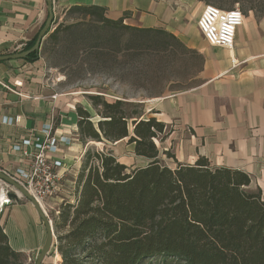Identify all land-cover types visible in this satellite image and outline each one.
Segmentation results:
<instances>
[{"label": "trees", "instance_id": "trees-1", "mask_svg": "<svg viewBox=\"0 0 264 264\" xmlns=\"http://www.w3.org/2000/svg\"><path fill=\"white\" fill-rule=\"evenodd\" d=\"M65 10L75 19L53 21L39 51L25 59L48 52L58 61L51 67L61 63L69 70L66 81L80 77L84 64L90 70L135 67L144 56L174 54V46L190 50L163 28L108 18L99 5ZM35 38L21 50L30 48ZM86 97L94 113L75 107L77 135L103 147L86 150L73 200L64 198L58 213L51 214V252L60 257L58 264H144L147 259L162 264H264V195L260 189H246V172L212 165L205 156L192 164L174 160L173 168L163 165L155 139L168 134L166 125L155 116L143 117L142 103L99 94ZM93 116L99 119L93 122ZM122 139L133 144L135 155L148 159L144 166L129 170L106 147ZM24 260L0 224V264Z\"/></svg>", "mask_w": 264, "mask_h": 264}, {"label": "crops", "instance_id": "crops-1", "mask_svg": "<svg viewBox=\"0 0 264 264\" xmlns=\"http://www.w3.org/2000/svg\"><path fill=\"white\" fill-rule=\"evenodd\" d=\"M192 2L53 0V15L55 21L70 6L99 5L108 18L124 17V23L132 26L163 28L186 47L199 49L204 59L200 83L161 97L133 100L143 104V117L155 116L178 128L176 132L183 131V139L176 143L177 162L192 164L205 156L212 165L242 170L250 177L246 189H260L264 195V16L244 15L230 49L199 46L189 25L195 15L189 9ZM202 7H197V13ZM46 17V0H0V55L20 51L33 40ZM52 71L40 54L35 60L0 61V169L11 174L30 163L31 158L13 146L24 138L42 139V129L51 127L56 151L49 156L61 162L62 187L46 204L56 210L64 198L73 200L84 153L93 142H82L77 135L75 107L80 98L76 92L64 91L59 85L63 78ZM126 147L133 152V144ZM134 156L144 159V165L148 162ZM115 157L129 165L118 154ZM0 224L9 245L27 257L23 264L37 256L45 229L29 201L8 205ZM55 257L56 264L60 258Z\"/></svg>", "mask_w": 264, "mask_h": 264}, {"label": "rangeland", "instance_id": "rangeland-1", "mask_svg": "<svg viewBox=\"0 0 264 264\" xmlns=\"http://www.w3.org/2000/svg\"><path fill=\"white\" fill-rule=\"evenodd\" d=\"M206 3L213 4L222 10L231 9L234 7L239 8L244 15L254 14L256 17L264 16V0H239L234 2L232 0H193L190 5V10L194 12V17L190 22L191 33L197 40L198 45L208 44L199 32L196 24L197 7ZM75 19L74 15H67L66 10H62L56 17V22L70 23ZM188 48V47H187ZM186 50L181 47L174 46V54L168 53L167 55H161L154 58L144 56L140 59L139 63H135V67L131 65H124L118 67L100 66L94 70H90L88 64H84L80 77L76 79L65 80L64 73H68L64 65H59L57 68L51 67V64L57 59L53 58L48 52L42 56L44 57L48 66L53 69V73L62 81L59 83L64 91L76 92L80 98V105L87 108L94 113L90 107V102L86 97V94H102L107 100H113L117 98L110 97L112 95L120 99H132L131 102H137L134 100L161 97L168 93L184 90L193 87L201 81V69L203 65V56L201 51L197 48H188ZM52 58H51V57ZM122 59V58H120ZM58 62V61H57ZM78 65L79 62L77 63ZM134 99V100H133ZM99 118L97 116L92 117V121L96 122ZM166 132H169L160 141L155 139V143L159 150V159L161 164L174 167L175 152L177 150V144L180 143V139H183V131H178L173 125H166ZM186 132V129L184 130ZM116 146L113 143H108L107 148L110 149L114 156L118 154L123 158L127 164L129 170L134 167L144 165L145 160L134 156L133 152L126 147V140ZM103 147L102 142H94L89 144V148ZM2 181L0 180V187ZM19 200H27L24 197H20ZM28 201V200H27ZM46 209L48 218L51 219V214L55 215L53 211ZM51 212V213H50ZM55 251L50 252L44 259L42 264H55L54 262ZM58 259L60 258L56 255ZM55 257V258H56ZM27 257H25L26 260ZM34 259L27 261V264H33ZM24 260V261H25ZM58 264V262L56 263ZM144 264H162V261L153 259L152 261L146 260ZM168 264H177L175 262H168Z\"/></svg>", "mask_w": 264, "mask_h": 264}, {"label": "built area", "instance_id": "built-area-1", "mask_svg": "<svg viewBox=\"0 0 264 264\" xmlns=\"http://www.w3.org/2000/svg\"><path fill=\"white\" fill-rule=\"evenodd\" d=\"M243 19L244 14L237 7L222 10L213 4L206 3L197 17L196 24L209 45L230 49L234 44L236 29L242 24ZM14 119L17 120L16 117ZM42 133L44 134L42 139L24 138L13 146L16 151L21 150L23 156L30 157L31 162L8 174L40 204L48 217L46 209L48 211L51 209L54 214L58 213L57 209L50 208L46 202L62 187V174L58 171L61 162L49 156L56 151V139L51 135V127L43 128ZM28 147H32L33 151H29ZM11 191H13L12 187L2 181L0 220L6 207L14 202L7 196V193Z\"/></svg>", "mask_w": 264, "mask_h": 264}, {"label": "water", "instance_id": "water-1", "mask_svg": "<svg viewBox=\"0 0 264 264\" xmlns=\"http://www.w3.org/2000/svg\"><path fill=\"white\" fill-rule=\"evenodd\" d=\"M46 4H47V17L43 25L37 32L33 45L26 50H20L18 52H14L10 54L0 55V61L7 60V59L25 58L30 53L39 51L40 44L54 21L53 0H46ZM99 95H102V94H99ZM92 142L94 143V141ZM0 180L7 183L8 185L12 187L13 191L7 193V196L10 199L17 201L19 200L20 197L26 198L32 204L38 217L40 218L44 226V229H45V239L33 264H42L46 256L54 248L55 236L53 232L52 221L48 219V217L46 216L40 204L19 183H17L7 172H5L2 169H0Z\"/></svg>", "mask_w": 264, "mask_h": 264}, {"label": "bare ground", "instance_id": "bare-ground-1", "mask_svg": "<svg viewBox=\"0 0 264 264\" xmlns=\"http://www.w3.org/2000/svg\"><path fill=\"white\" fill-rule=\"evenodd\" d=\"M0 195H2V194H0ZM55 255H56V253H55ZM56 259H58V257H56Z\"/></svg>", "mask_w": 264, "mask_h": 264}]
</instances>
